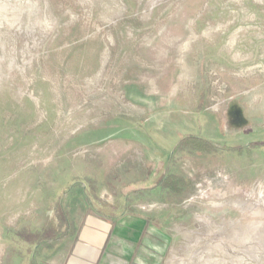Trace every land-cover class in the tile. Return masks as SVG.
Instances as JSON below:
<instances>
[{"label": "rangeland", "instance_id": "rangeland-1", "mask_svg": "<svg viewBox=\"0 0 264 264\" xmlns=\"http://www.w3.org/2000/svg\"><path fill=\"white\" fill-rule=\"evenodd\" d=\"M88 205L99 264H264V0H0V264Z\"/></svg>", "mask_w": 264, "mask_h": 264}, {"label": "crops", "instance_id": "crops-1", "mask_svg": "<svg viewBox=\"0 0 264 264\" xmlns=\"http://www.w3.org/2000/svg\"><path fill=\"white\" fill-rule=\"evenodd\" d=\"M87 207V210H83V217L77 225L73 210L70 215L72 231L67 230V234L58 241L60 245L51 252L48 251L47 246L41 249L37 264H99V261L101 262V255L106 248V237L112 235L117 228V221L114 220V214L112 216L97 214L94 207L89 205ZM20 255V253L12 254L11 259L18 260ZM4 256H8V253H4ZM132 263L133 261H130V264Z\"/></svg>", "mask_w": 264, "mask_h": 264}, {"label": "trees", "instance_id": "trees-1", "mask_svg": "<svg viewBox=\"0 0 264 264\" xmlns=\"http://www.w3.org/2000/svg\"><path fill=\"white\" fill-rule=\"evenodd\" d=\"M218 147L219 146L216 143L209 139L191 134L183 136L176 145L177 150L190 148L200 152L215 151V149ZM164 176L166 177L162 178L157 186H159L161 189H170L171 194H181L183 191V178L179 174L177 175L175 173H168ZM55 224L58 227V229H56V234H47L46 238L53 237L55 235L56 239H60L67 234V230L72 231L71 216L67 212H59Z\"/></svg>", "mask_w": 264, "mask_h": 264}]
</instances>
